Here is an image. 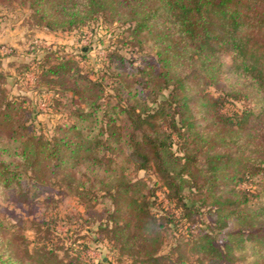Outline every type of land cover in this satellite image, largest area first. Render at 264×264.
I'll return each mask as SVG.
<instances>
[{"label":"trees","instance_id":"16d2710c","mask_svg":"<svg viewBox=\"0 0 264 264\" xmlns=\"http://www.w3.org/2000/svg\"><path fill=\"white\" fill-rule=\"evenodd\" d=\"M27 2L35 26L48 32L125 29L98 75L81 67L87 47L75 57L60 47H31L34 58L41 57L19 64L12 76L0 63V189L28 203L32 192L55 186L69 171L67 191L90 204L87 212L108 200L96 232L106 231L115 244L132 230L127 238L143 249L142 264H188L190 256L192 264H236L237 255L245 264H264V205L252 207L257 192L243 188L259 176L264 193V0ZM148 45L152 55L126 56L125 46ZM31 70L30 91L48 94L49 107L57 98L69 100L71 121L58 124L49 138L20 95V80ZM226 70L247 80L254 106L224 112L231 98L220 79ZM131 172L152 174V188ZM157 189L167 206L157 203ZM124 214L131 222L118 224ZM168 232L178 239L162 254ZM79 240L72 243L76 256L87 246ZM23 242L0 219V264L47 260L49 251L31 253ZM119 246L110 251L140 257Z\"/></svg>","mask_w":264,"mask_h":264},{"label":"rangeland","instance_id":"374dc122","mask_svg":"<svg viewBox=\"0 0 264 264\" xmlns=\"http://www.w3.org/2000/svg\"><path fill=\"white\" fill-rule=\"evenodd\" d=\"M11 1L9 3L7 0H0V54L3 56L0 63L2 71L11 74V76L16 74L19 64H27L41 57L34 58V54L29 52L31 47L40 50L60 47V50L64 49L62 52L68 57H75L82 48L87 47L90 50L87 52L81 67L88 73L98 75L97 70L101 69L102 63L105 62L107 52L121 46L123 34L120 32H123L125 27L114 26L107 32L104 28L94 27V34L88 29L70 33L48 32L35 26V20L32 18L27 0ZM125 47L126 49L129 48V54L126 56L130 57L131 55L133 57H130L129 60L139 61L144 56L153 53L149 45L136 47L134 50ZM63 53H60V55ZM224 61L227 65L230 63V60L226 57ZM90 78L94 77L91 76ZM220 79L225 93L231 97L230 102L224 108L226 114L238 112L244 107H252L258 102L254 90L248 85L246 79L238 78L234 73L227 70L223 71ZM20 81L22 82L19 88L22 90L20 95L25 97L30 107L37 113V121L43 129L45 137H51L54 128L58 124L71 121L68 115L69 100L67 97L65 99H55L57 102H54V107H49L50 96L48 94L38 96L30 91V88L35 85L34 70H31ZM106 93L111 92L106 90ZM6 143L2 141L4 146ZM1 157L6 160L7 153ZM131 173H133L132 177L145 180L148 187L152 188V181L155 179L152 174L144 172ZM70 175L69 171L59 175L55 186L49 187V184L40 186L39 189L32 192L35 196L28 203H16L18 194L15 191L10 193L0 189V219L6 224L7 233L15 231L18 235H22L25 239V243L23 242L22 245L31 253H35L37 250L42 251V249L49 251L46 257L47 260L36 259L33 264H142L141 254L139 253H142L143 249L137 246L138 241L127 238L128 235L133 234L132 230L127 231V236L125 234L124 236L121 235L123 238L115 244H113L111 235H108L106 231L104 233L96 232V226L98 225L96 220L100 221L97 215L98 213L103 214L108 209V200L99 201V204L94 206V210L87 212L90 204L88 206L82 205L73 192L67 191L65 183L70 179ZM76 178L78 179L80 176L78 175ZM260 180L261 177L258 176L253 185L243 186L244 189L257 192L258 197L253 201L252 207L264 205V193H259ZM29 184L31 185V182ZM155 195L157 203L162 202L164 206H167L164 195L160 190H155ZM94 212L95 214H93ZM156 213L158 216L164 214L157 211ZM89 217L92 218L89 220ZM104 218H106V215L103 217L102 225L108 227ZM130 219L124 214L123 219L118 224L122 221L131 222ZM160 219L162 221V218ZM87 220L89 222H85ZM13 227L15 228L13 229ZM167 230H170V228H167ZM113 234L115 235V233ZM75 239H80V244L87 245L85 251H82L79 256H76V253L73 252V249L78 247L77 244L72 246ZM95 239H98V241H94ZM176 239L178 238L174 236L173 232H168L166 244L160 252L166 254L170 251V247L174 246ZM119 243L127 246L126 251L135 250L136 255L139 254L140 257L135 258L136 260H130L126 254L121 256L119 249L110 251L113 245L119 246ZM246 250L245 254L248 258L252 253L250 247H247ZM186 251H188V248H186ZM172 257L175 258V255L172 254ZM194 260V257H188V264H192ZM244 261L243 256L237 255L236 264H245Z\"/></svg>","mask_w":264,"mask_h":264}]
</instances>
